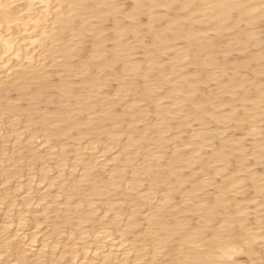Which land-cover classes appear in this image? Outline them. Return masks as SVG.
I'll return each instance as SVG.
<instances>
[{
	"label": "bare ground",
	"instance_id": "1",
	"mask_svg": "<svg viewBox=\"0 0 264 264\" xmlns=\"http://www.w3.org/2000/svg\"><path fill=\"white\" fill-rule=\"evenodd\" d=\"M0 264H264V0H0Z\"/></svg>",
	"mask_w": 264,
	"mask_h": 264
},
{
	"label": "rangeland",
	"instance_id": "2",
	"mask_svg": "<svg viewBox=\"0 0 264 264\" xmlns=\"http://www.w3.org/2000/svg\"><path fill=\"white\" fill-rule=\"evenodd\" d=\"M191 133V131H188L187 132V134H190ZM118 149V146L116 147V149H115V151ZM114 152V151H113ZM240 258L242 259V260H244V261H248V259H247V256L245 255V254H241L240 255Z\"/></svg>",
	"mask_w": 264,
	"mask_h": 264
}]
</instances>
